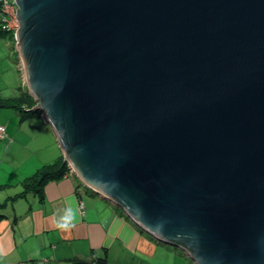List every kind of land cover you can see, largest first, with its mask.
Listing matches in <instances>:
<instances>
[{
    "label": "water",
    "instance_id": "1",
    "mask_svg": "<svg viewBox=\"0 0 264 264\" xmlns=\"http://www.w3.org/2000/svg\"><path fill=\"white\" fill-rule=\"evenodd\" d=\"M13 1L80 183L197 264H264V0Z\"/></svg>",
    "mask_w": 264,
    "mask_h": 264
},
{
    "label": "crops",
    "instance_id": "2",
    "mask_svg": "<svg viewBox=\"0 0 264 264\" xmlns=\"http://www.w3.org/2000/svg\"><path fill=\"white\" fill-rule=\"evenodd\" d=\"M5 40L8 41L7 45L12 49L10 40L6 37ZM3 46L2 42L0 46V96L8 97L19 92L20 88H24V86L19 65V77L13 70L8 77L3 74L5 67H9L3 61ZM13 53L15 54L14 49ZM12 83L18 84L9 88L10 84L13 85ZM0 125L5 128L6 138H11L4 148L1 147V144L5 143L6 138H0V156L2 158L5 152L17 150L13 147L14 141L31 143L33 147L36 146V149L33 148V152L38 153L37 149H44L49 137L51 142L54 139L58 145L55 159L57 156L63 155L53 130L41 118V114L37 117L20 120L17 113L0 108ZM20 132L21 135H19ZM42 135L44 136L41 137ZM36 155L42 163L52 160V155L44 150H42V154ZM77 178V175L72 173L66 174L60 179L48 181L44 186L42 201H39L35 196H33L34 198L29 196L24 200H15L14 203L7 202V205L0 208V251L5 254V264H15L23 259L32 258H47L48 261L65 260L76 254L84 255L91 248L102 247H105L107 256L111 257L120 254V251H123L121 249L124 248H131L135 251L139 248L144 251V248L151 246L145 241L147 239L141 238L136 249L130 246V240H124V236L133 237L134 235L137 237L138 234L135 235L129 225L136 227L135 223L124 217V212L118 205L99 198L90 188L80 184ZM79 201H82V209L79 207ZM69 207L76 212L75 226L64 231L56 227V221L63 214L64 209ZM116 207L119 211L115 209ZM137 229L139 230V228ZM127 242L130 247L124 245Z\"/></svg>",
    "mask_w": 264,
    "mask_h": 264
},
{
    "label": "rangeland",
    "instance_id": "3",
    "mask_svg": "<svg viewBox=\"0 0 264 264\" xmlns=\"http://www.w3.org/2000/svg\"><path fill=\"white\" fill-rule=\"evenodd\" d=\"M14 23L17 24V28H18L19 22L15 21ZM9 29L10 31H12V34H13L12 36L13 38L11 40L9 39L10 40L9 43L10 44L12 43V46H11L12 49H10V47L7 45L8 41L5 40V37L0 35V46L2 45V42L4 45L3 46V51H4L3 61L4 63H6V65L9 66V67H5L3 74L8 77V75L11 74V71L13 70L16 72V76L19 77V74H18V65H19L24 90L28 92L27 90L28 84H27L26 77H25L23 63L19 55V50L16 45L18 41L16 37V32H15L16 26L13 28L10 27ZM14 32H15V35H14ZM5 41H7L6 44H5ZM13 49H14L15 54L13 53ZM16 61L18 64L16 63ZM12 84L13 85L10 84L9 88L17 85L18 83H16L15 85L14 83ZM19 135H21V132L19 133ZM43 136L44 135H42L41 137ZM10 140L11 138L7 137L5 143L1 144V147L3 148L6 147V145L10 142ZM52 140L53 141L51 142L50 137H49L46 145L44 146V149H37L38 153L33 152V148L36 149V146L33 147L31 143H22L19 141H14L15 144L13 145V147L17 148V150L15 152H12L14 150H11L10 152L9 151L5 152V154H3V158L2 156H0V202L6 201L7 198L14 196L16 192H19L23 188V183H22L23 179L26 176L32 175L38 167L42 166L44 162L42 163V161L39 160L36 154L40 155L42 154V150H44V151H47L48 154L52 155V160L46 161L45 163H49L50 161L55 160V155L58 152V149H57L58 145H56L54 139ZM71 172H72V169L68 165L67 172L64 173L63 176H65L66 174L68 175L72 174ZM77 179H78V182L80 183L81 180L79 178ZM79 207L80 209L83 208L82 201H79ZM115 209L118 210L117 207ZM123 215L124 217H127L129 221L131 220L126 214L123 213ZM129 225H130V229L132 230V232L135 233V235L138 234L137 237L134 235L133 237L131 235H130L131 237H129V235L124 236V240L126 241L127 239L128 241L130 240V244H131L130 246H133L136 249L137 248L136 246L139 244L140 238L143 240L147 239L145 241H147V243L151 245L149 247L144 248V251H141L139 248L136 251L131 248L121 249L123 250V251H120L122 254L126 252V253L133 254V256L137 257V260L130 261V264H197L195 260L190 256L188 249L186 247H184L185 248L184 249L183 247L176 245L177 248L175 249L173 246L168 245L171 243L165 242L161 239L160 240L154 239L149 234H147V232L144 234L143 232L145 231L142 230L141 227L137 225L136 223L135 225L137 228H139L140 231L136 227H133V225L131 224ZM124 240L122 239V241ZM127 243L124 245L129 246V243L128 244ZM122 254H119V255L121 256ZM119 255L116 254L115 256L118 257ZM4 260H6L5 254L2 251H0V264H4ZM43 260L47 261L48 259L46 258ZM31 261L32 259H29L28 263L18 262V264H31L32 263ZM127 263L129 264V262Z\"/></svg>",
    "mask_w": 264,
    "mask_h": 264
},
{
    "label": "trees",
    "instance_id": "4",
    "mask_svg": "<svg viewBox=\"0 0 264 264\" xmlns=\"http://www.w3.org/2000/svg\"><path fill=\"white\" fill-rule=\"evenodd\" d=\"M0 35L12 39V31L4 24L0 15ZM22 89V90H21ZM19 90V87H18ZM35 104L33 96L26 92L24 88H20L19 92H15L13 95L8 97L0 96V108H6L11 110L14 113H17L20 117V120H25L31 117H37L41 114V111L38 108L33 107ZM68 165L66 160L63 159V155L57 156V158L49 163H43L42 166L38 167L35 172L26 176L22 183L23 188L6 199V201L0 202V208L5 206L7 202L14 203L15 200H24L27 197L35 196L39 201L43 200L44 197V186L50 180L60 179L64 173L67 172ZM34 198V197H33ZM1 215V214H0ZM132 221V220H131ZM133 222V221H132ZM173 246L175 249L178 246H185L189 250H192L190 245L184 243L175 242L173 244H168ZM122 254V253H120ZM119 255V254H118ZM137 257L133 256L130 253H124L121 256L119 255L111 257L107 256L105 247L102 248H91L84 255H73L67 257L65 260H47L44 261L41 258H32L31 264H128L127 262L136 261ZM5 261V260H4ZM19 262L28 263L27 259H23ZM6 262H4L5 264ZM10 264V263H9ZM16 264V263H15ZM18 264V262H17Z\"/></svg>",
    "mask_w": 264,
    "mask_h": 264
},
{
    "label": "built area",
    "instance_id": "5",
    "mask_svg": "<svg viewBox=\"0 0 264 264\" xmlns=\"http://www.w3.org/2000/svg\"><path fill=\"white\" fill-rule=\"evenodd\" d=\"M16 5L13 0H0V15L2 18V21L7 27H15V32L17 30V24L14 22H17L16 19ZM14 23V24H13ZM13 24V25H12ZM14 32V35H15ZM6 137L5 128L3 125H0V138Z\"/></svg>",
    "mask_w": 264,
    "mask_h": 264
},
{
    "label": "clouds",
    "instance_id": "6",
    "mask_svg": "<svg viewBox=\"0 0 264 264\" xmlns=\"http://www.w3.org/2000/svg\"><path fill=\"white\" fill-rule=\"evenodd\" d=\"M76 219V212L72 208H65L62 215L56 221V227L67 231L74 227V221Z\"/></svg>",
    "mask_w": 264,
    "mask_h": 264
}]
</instances>
